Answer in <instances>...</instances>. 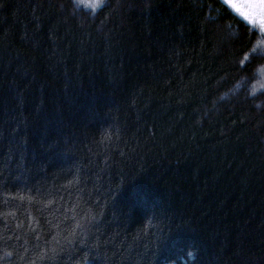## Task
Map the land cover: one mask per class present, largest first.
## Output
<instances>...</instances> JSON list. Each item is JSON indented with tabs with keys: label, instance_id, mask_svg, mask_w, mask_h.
Instances as JSON below:
<instances>
[{
	"label": "trees",
	"instance_id": "obj_1",
	"mask_svg": "<svg viewBox=\"0 0 264 264\" xmlns=\"http://www.w3.org/2000/svg\"><path fill=\"white\" fill-rule=\"evenodd\" d=\"M93 3L0 0V264L78 189L98 246L37 264H264V34L221 0Z\"/></svg>",
	"mask_w": 264,
	"mask_h": 264
},
{
	"label": "snow or ice",
	"instance_id": "obj_2",
	"mask_svg": "<svg viewBox=\"0 0 264 264\" xmlns=\"http://www.w3.org/2000/svg\"><path fill=\"white\" fill-rule=\"evenodd\" d=\"M101 3L102 0H95L92 7L96 8ZM223 4L234 11L247 24L253 28H258L264 34V0H240V2H237V0H223ZM244 59L247 60L248 57L245 56ZM241 63L243 64L244 61H241ZM78 184V180L69 181L68 187L71 188L73 185L78 186ZM82 191V189H78V198L71 202V204L56 201L54 197L42 202L44 208L50 209L54 219L57 216L61 217V219L53 225L57 231L52 235L50 240L45 241L47 247L40 248L38 252L34 253L35 259L27 261V264H37V261L54 260L61 252L66 250L68 245H75L77 242L88 247L98 246V244L86 243L88 238L94 236L93 227L97 217L91 208H82L81 201L83 200V196L79 195ZM13 199L20 201L27 200L29 204L36 202L34 197H26L22 194L13 197ZM0 215L15 216V213L7 212ZM29 218L31 219V217ZM66 221H70L71 223L62 228L61 225ZM17 226L20 227L22 225ZM36 239L39 240L40 236L37 235ZM36 247L39 248V245ZM24 251L27 252L28 249L25 248ZM12 254V252L5 253L7 256H11ZM20 259L23 261L24 257L21 256Z\"/></svg>",
	"mask_w": 264,
	"mask_h": 264
},
{
	"label": "rangeland",
	"instance_id": "obj_3",
	"mask_svg": "<svg viewBox=\"0 0 264 264\" xmlns=\"http://www.w3.org/2000/svg\"><path fill=\"white\" fill-rule=\"evenodd\" d=\"M223 2V0H221ZM234 12V11H233ZM235 13V12H234ZM236 14V13H235ZM240 17V16H239ZM241 18V17H240Z\"/></svg>",
	"mask_w": 264,
	"mask_h": 264
},
{
	"label": "flooded vegetation",
	"instance_id": "obj_4",
	"mask_svg": "<svg viewBox=\"0 0 264 264\" xmlns=\"http://www.w3.org/2000/svg\"><path fill=\"white\" fill-rule=\"evenodd\" d=\"M237 2H240V0H237Z\"/></svg>",
	"mask_w": 264,
	"mask_h": 264
}]
</instances>
